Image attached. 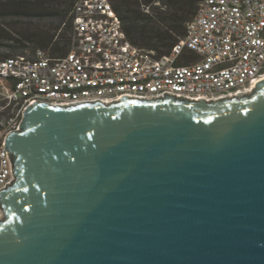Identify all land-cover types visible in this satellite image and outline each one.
<instances>
[{"label":"water","instance_id":"water-1","mask_svg":"<svg viewBox=\"0 0 264 264\" xmlns=\"http://www.w3.org/2000/svg\"><path fill=\"white\" fill-rule=\"evenodd\" d=\"M0 264H264V80L213 102L27 106Z\"/></svg>","mask_w":264,"mask_h":264},{"label":"built area","instance_id":"built-area-1","mask_svg":"<svg viewBox=\"0 0 264 264\" xmlns=\"http://www.w3.org/2000/svg\"><path fill=\"white\" fill-rule=\"evenodd\" d=\"M69 15L63 55L35 49L0 58V100L11 106L0 121V192L14 179L6 136L33 103L213 102L250 94L264 80V0H199L183 37L161 56L126 38L109 0H75Z\"/></svg>","mask_w":264,"mask_h":264},{"label":"trees","instance_id":"trees-1","mask_svg":"<svg viewBox=\"0 0 264 264\" xmlns=\"http://www.w3.org/2000/svg\"><path fill=\"white\" fill-rule=\"evenodd\" d=\"M8 12L27 18L50 20L48 32L38 31L31 37L4 44L6 52L0 58L28 50L33 56L35 49H42L50 57L63 55L68 48L71 20L70 9L75 0H3ZM118 17L126 38L135 46L154 51L156 56L167 54L170 48L183 37L185 23L193 16L199 0H109ZM43 26H46L44 24ZM0 110V121L10 114L11 106Z\"/></svg>","mask_w":264,"mask_h":264},{"label":"rangeland","instance_id":"rangeland-1","mask_svg":"<svg viewBox=\"0 0 264 264\" xmlns=\"http://www.w3.org/2000/svg\"><path fill=\"white\" fill-rule=\"evenodd\" d=\"M0 11L8 12V6L4 5L3 0H0ZM49 23L50 20L47 19L40 20L37 18H27L12 13L0 15V54L6 52L7 50L4 47V44H14V40H22L21 42H25L23 41L24 39L31 37V34L38 31L42 32L43 34H47L48 32L53 33V30H49ZM44 24H46V26H43ZM15 54H19V50L16 51ZM25 54L28 57H31V54L28 50H26ZM1 101L2 100H0V102ZM3 219L4 214L2 212L0 221Z\"/></svg>","mask_w":264,"mask_h":264},{"label":"bare ground","instance_id":"bare-ground-1","mask_svg":"<svg viewBox=\"0 0 264 264\" xmlns=\"http://www.w3.org/2000/svg\"><path fill=\"white\" fill-rule=\"evenodd\" d=\"M256 86V85H255ZM254 91V88L251 90V93ZM233 96H230V97H227V98H232ZM227 98H225V99H227ZM236 98H237V96H236Z\"/></svg>","mask_w":264,"mask_h":264}]
</instances>
